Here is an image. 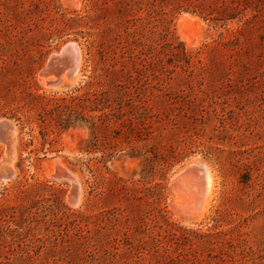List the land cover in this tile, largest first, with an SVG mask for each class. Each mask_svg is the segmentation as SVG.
<instances>
[{
  "label": "rangeland",
  "instance_id": "374dc122",
  "mask_svg": "<svg viewBox=\"0 0 264 264\" xmlns=\"http://www.w3.org/2000/svg\"><path fill=\"white\" fill-rule=\"evenodd\" d=\"M67 42L79 72L47 85L39 73ZM2 119L15 176L0 184V264H161L165 247L182 264H264V0H0ZM204 165L213 194L194 216L185 183ZM109 209L115 229L98 228ZM143 218L177 237L151 247Z\"/></svg>",
  "mask_w": 264,
  "mask_h": 264
},
{
  "label": "trees",
  "instance_id": "16d2710c",
  "mask_svg": "<svg viewBox=\"0 0 264 264\" xmlns=\"http://www.w3.org/2000/svg\"><path fill=\"white\" fill-rule=\"evenodd\" d=\"M114 5H117V1H114ZM161 37H163L165 39V41L171 45V43L168 42V35L167 33H164L163 31L161 32ZM97 44H98V47H99V50L100 52H103V50L108 49V44L106 43H102L100 42L99 40L97 41ZM183 53L185 55V62L187 63L186 64V68H183L184 72H189L188 74H190V67L193 66L195 63L193 61H191V56H189V53L186 51V50H183ZM124 54V52L122 53ZM197 61L199 63H203L202 62V59L198 58ZM182 62V61H181ZM182 65V64H181ZM184 66V65H183ZM106 91H100L99 93H96L95 94V97H94V102L98 105V104H102L104 106L105 104V101L103 100L104 98V95H105ZM31 96L33 97H37V98H42L43 96L41 94H35V93H30ZM67 107L69 108V105H67ZM67 107H62L61 108V105H58L56 110H60V112L62 113L64 110L63 108H66ZM61 108V109H60ZM73 116V113L70 111L69 113H67L66 115V119H70L71 117ZM65 119V120H66ZM62 120V117H59L58 121L61 122ZM246 179L243 180V182H246L245 181ZM160 185V184H159ZM162 199H163V196L161 194V191L158 193L157 195V200H156V207H155V210L159 213L160 216H164V210L163 208L161 207V204H162ZM97 226L98 228L100 229H115V222L117 221V214H116V211L114 210H102L100 211L97 215ZM216 221V219H215ZM143 222V225H139V227H141L142 229L140 230L141 233H143V235H145V237H148L150 239H152V246L151 247H161V246H164V245H167V243L170 242V238L168 235L172 237H177V234L176 233H169L168 235H165V234H162V230L163 227L162 226H159L158 229H156V225H148V222L146 221L145 218H143L142 220ZM140 229V228H139ZM115 231V230H113ZM166 231V230H165ZM169 232V231H167ZM127 233H123V235H120V234H115L114 236L112 237H109V236H106V238L108 239L109 242H111V246H112V250H110L111 253H113V255H120L122 254L120 251L121 249H125V247L130 243L129 242V239H128V236H126ZM158 235V236H156ZM202 235H207V234H202ZM82 236L86 239H91L92 237L90 236V234H82ZM168 237V238H167ZM144 239V237H141L140 239V244H136L134 245L135 247V252H142V251H138L139 249H146V246L147 244V241L145 240H142ZM149 243V241H148ZM149 248L147 250L149 251H153L152 248ZM154 257H156L158 259L159 262H161V264H182L183 263V260H184V254L179 252L177 253L176 255L174 254H171L169 249L167 247H165V250L163 252H160L158 251L157 253H155Z\"/></svg>",
  "mask_w": 264,
  "mask_h": 264
},
{
  "label": "water",
  "instance_id": "95a60500",
  "mask_svg": "<svg viewBox=\"0 0 264 264\" xmlns=\"http://www.w3.org/2000/svg\"><path fill=\"white\" fill-rule=\"evenodd\" d=\"M81 50L79 45L67 42L58 52H53L47 58L40 71V76L47 79V84L56 86L62 81V76L72 78L79 70ZM51 76L55 80L50 79ZM15 127L7 120H0V142L5 144V152L0 157V184L15 176L13 167ZM61 178V177H59ZM72 185V184H71ZM69 199L72 204L78 205L81 199V184L72 185Z\"/></svg>",
  "mask_w": 264,
  "mask_h": 264
},
{
  "label": "bare ground",
  "instance_id": "6f19581e",
  "mask_svg": "<svg viewBox=\"0 0 264 264\" xmlns=\"http://www.w3.org/2000/svg\"><path fill=\"white\" fill-rule=\"evenodd\" d=\"M77 46H78V44H77ZM63 78H65V75L62 76V81H63ZM52 80H55V77H52ZM46 83H48V82L46 81ZM14 155H15V152H14ZM14 158H15V156H14ZM13 163H14V161H13ZM204 167H205V165H204ZM55 176L56 177H62V178L64 177L66 179H69L72 185L79 184L77 176L75 174H73L71 171H69L68 169L63 168L60 165L59 162L56 164ZM212 178L213 177H211V173H209V169L206 168V167L205 168H201V170H197V169H193V168L191 170H189V175H188L189 181L185 183V186H187V189L188 190L193 189V191H194L193 192V195H194V204L192 203L193 206L190 207L189 209H186L185 210L187 213L194 215V214L200 212L201 209L205 206L204 204L207 202L206 201L208 199L207 197H210L211 196L209 194H213V193H209L210 190H211ZM173 188H176V187H173ZM177 188H179V186H177Z\"/></svg>",
  "mask_w": 264,
  "mask_h": 264
}]
</instances>
